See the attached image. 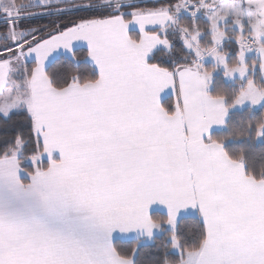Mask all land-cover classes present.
Masks as SVG:
<instances>
[{
  "label": "snow or ice",
  "instance_id": "obj_1",
  "mask_svg": "<svg viewBox=\"0 0 264 264\" xmlns=\"http://www.w3.org/2000/svg\"><path fill=\"white\" fill-rule=\"evenodd\" d=\"M0 264H264V0H0Z\"/></svg>",
  "mask_w": 264,
  "mask_h": 264
},
{
  "label": "trees",
  "instance_id": "obj_2",
  "mask_svg": "<svg viewBox=\"0 0 264 264\" xmlns=\"http://www.w3.org/2000/svg\"><path fill=\"white\" fill-rule=\"evenodd\" d=\"M49 21L48 17H44V18H37L34 21H32V23L36 24V25H44L47 24Z\"/></svg>",
  "mask_w": 264,
  "mask_h": 264
}]
</instances>
